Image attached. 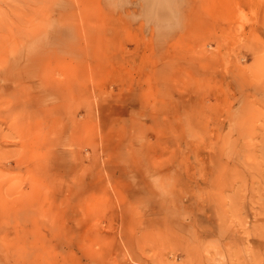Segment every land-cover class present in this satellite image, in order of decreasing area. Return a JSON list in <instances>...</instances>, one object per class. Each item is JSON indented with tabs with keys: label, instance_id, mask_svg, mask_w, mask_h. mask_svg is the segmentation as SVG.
<instances>
[{
	"label": "rangeland",
	"instance_id": "rangeland-1",
	"mask_svg": "<svg viewBox=\"0 0 264 264\" xmlns=\"http://www.w3.org/2000/svg\"><path fill=\"white\" fill-rule=\"evenodd\" d=\"M257 225L264 0H0V264H264Z\"/></svg>",
	"mask_w": 264,
	"mask_h": 264
},
{
	"label": "bare ground",
	"instance_id": "bare-ground-1",
	"mask_svg": "<svg viewBox=\"0 0 264 264\" xmlns=\"http://www.w3.org/2000/svg\"><path fill=\"white\" fill-rule=\"evenodd\" d=\"M260 228H261V225H257V226H256V231H257L256 236L259 237V235L262 234L261 237H263V239H264V231L261 230V232L259 233V229H260ZM262 232H263V233H262ZM216 247H217V246L213 245V246H210L209 248H210V249H214V248H215V250L217 251V248H216ZM255 260H257V259H255ZM257 261H258V260H257ZM256 264H257V263H256Z\"/></svg>",
	"mask_w": 264,
	"mask_h": 264
}]
</instances>
